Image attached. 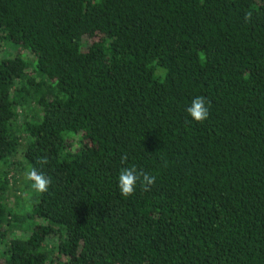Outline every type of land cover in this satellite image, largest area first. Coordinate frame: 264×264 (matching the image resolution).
Masks as SVG:
<instances>
[{"label":"trees","instance_id":"16d2710c","mask_svg":"<svg viewBox=\"0 0 264 264\" xmlns=\"http://www.w3.org/2000/svg\"><path fill=\"white\" fill-rule=\"evenodd\" d=\"M6 42L0 264H264V0H0Z\"/></svg>","mask_w":264,"mask_h":264},{"label":"clouds","instance_id":"9594fccd","mask_svg":"<svg viewBox=\"0 0 264 264\" xmlns=\"http://www.w3.org/2000/svg\"><path fill=\"white\" fill-rule=\"evenodd\" d=\"M187 112L194 121H204L209 116L208 102L203 97H194L187 108ZM30 178L34 181L36 191L43 193L48 190L51 183L49 178L35 171L30 173ZM155 179V176L138 172L134 167H126L119 173L118 188L122 196L128 197L136 190L138 182L142 183L147 190L148 186L155 183Z\"/></svg>","mask_w":264,"mask_h":264},{"label":"rangeland","instance_id":"374dc122","mask_svg":"<svg viewBox=\"0 0 264 264\" xmlns=\"http://www.w3.org/2000/svg\"><path fill=\"white\" fill-rule=\"evenodd\" d=\"M30 53H31L30 50L24 49L20 45L15 44V43L10 42L4 46L0 45V57H12L14 55H20V56H22V58H24L28 62L29 66L31 67L32 64L34 65L36 60H35L34 55L32 53L31 54ZM19 157H21L19 154L16 155V158H19ZM27 168H28V166H27ZM27 168L25 167L26 170H28ZM23 181H24V187L20 192V196H19L20 199L18 200L17 204L14 206L15 211L19 210L21 212H22V210H24V208L27 204L30 205L34 201L35 196L37 195V191L34 187V182L32 180H28L27 177L23 178L22 175H20V176L16 177V181L14 180V183L11 182L9 184V188L7 189V191L10 193L15 186L17 188H19V186H22ZM10 200H11V198H10ZM0 201L3 203L1 217L5 218L7 212L10 211L11 205L7 204L3 199H1ZM31 221H32L31 219H26L25 221L17 223L16 226L20 227L21 225L23 226V225L29 223L30 224L29 227H30L31 223H32ZM16 233H20V231L19 232L16 231ZM11 234H13V233H11ZM10 236H12V235H10ZM13 236H15V235H13ZM6 239H7V237H6ZM6 239L4 241H6ZM0 242H2V241H0ZM1 259H0V262H1Z\"/></svg>","mask_w":264,"mask_h":264}]
</instances>
